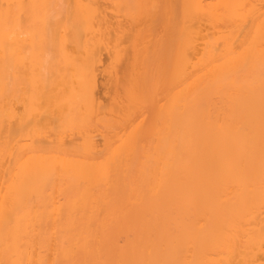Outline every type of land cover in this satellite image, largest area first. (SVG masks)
Listing matches in <instances>:
<instances>
[{
	"label": "bare ground",
	"instance_id": "6f19581e",
	"mask_svg": "<svg viewBox=\"0 0 264 264\" xmlns=\"http://www.w3.org/2000/svg\"><path fill=\"white\" fill-rule=\"evenodd\" d=\"M0 264H264V0H0Z\"/></svg>",
	"mask_w": 264,
	"mask_h": 264
}]
</instances>
